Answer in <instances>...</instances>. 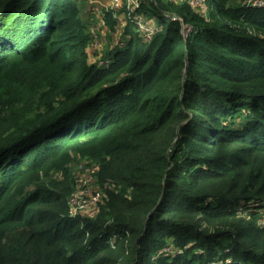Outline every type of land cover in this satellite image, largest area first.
Here are the masks:
<instances>
[{
    "label": "trees",
    "instance_id": "1",
    "mask_svg": "<svg viewBox=\"0 0 264 264\" xmlns=\"http://www.w3.org/2000/svg\"><path fill=\"white\" fill-rule=\"evenodd\" d=\"M146 1L100 65L85 2L0 0V264H264V7Z\"/></svg>",
    "mask_w": 264,
    "mask_h": 264
},
{
    "label": "rangeland",
    "instance_id": "2",
    "mask_svg": "<svg viewBox=\"0 0 264 264\" xmlns=\"http://www.w3.org/2000/svg\"><path fill=\"white\" fill-rule=\"evenodd\" d=\"M80 1L85 2L86 6L83 11V18L88 23L89 30L94 31L93 38H95V40L92 41L93 43L87 50L89 55L91 56L90 60L92 61L95 58H103L104 55L122 44L123 30L124 27L129 23V21L133 20V22L138 23V25L134 26V28H137L140 32H142L140 34L143 40L144 38L149 39L150 37H153L157 32V29L154 25V19H150L144 11L143 6L146 7L147 1L142 3L144 0H137L135 3H130L129 0H120L122 2L121 6H117L113 0ZM170 1L182 4L184 2H189L190 0ZM241 1L243 2V0ZM197 2L198 5L200 4V2L202 4V0H197ZM198 5L196 7L192 5L191 6L197 9L198 7H200V5ZM202 7V9L206 10L205 6ZM112 21L114 23L113 26ZM64 176L65 173L63 171L59 173L51 172L49 174V178H47L48 175L43 174L41 179L44 181H61L63 180ZM68 179L70 182V187L73 188V193L79 190L81 182H86L89 186L87 188L80 189V191L89 189L90 193L87 195V197L90 199L96 196L98 193L102 194L103 198V191L97 183L93 168H89L87 166V163H85L83 160L74 158V160L68 165ZM88 212L91 213L92 217H94V215L96 214L95 208H92ZM89 213H84L78 216L88 217ZM262 220H264V217Z\"/></svg>",
    "mask_w": 264,
    "mask_h": 264
},
{
    "label": "built area",
    "instance_id": "3",
    "mask_svg": "<svg viewBox=\"0 0 264 264\" xmlns=\"http://www.w3.org/2000/svg\"><path fill=\"white\" fill-rule=\"evenodd\" d=\"M113 1H114V3H116L117 6L122 5V2L120 0H113ZM136 1L137 0H129L130 3H135ZM145 1L146 0H144L142 3H144ZM189 3L195 7L198 5L197 0H190ZM200 4H201V2H200ZM243 5L247 6V7L262 8V7H264V0H243ZM128 6H129V3H128ZM91 32L94 35V31L92 30ZM93 40H95V38H93ZM101 59H103V58L100 57L97 59V61L100 65H108L109 64L108 60L103 61ZM88 186H89L88 183L81 182L79 190L76 191L75 193H73L71 195V197L69 198V208H70V214L72 217H77L78 215H82L84 213L87 214V213H89L88 211H90L92 208H95V211L97 210V207L102 200V194L98 193L96 196L92 197L91 199L88 198L87 195L90 193L89 189H85L83 191H80V189L87 188Z\"/></svg>",
    "mask_w": 264,
    "mask_h": 264
}]
</instances>
